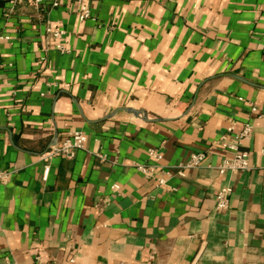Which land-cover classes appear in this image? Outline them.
<instances>
[{
  "label": "crops",
  "instance_id": "1",
  "mask_svg": "<svg viewBox=\"0 0 264 264\" xmlns=\"http://www.w3.org/2000/svg\"><path fill=\"white\" fill-rule=\"evenodd\" d=\"M88 2L79 22L73 0H0V264H264V0ZM248 123L250 169L220 176ZM150 149L163 187L137 171Z\"/></svg>",
  "mask_w": 264,
  "mask_h": 264
},
{
  "label": "built area",
  "instance_id": "2",
  "mask_svg": "<svg viewBox=\"0 0 264 264\" xmlns=\"http://www.w3.org/2000/svg\"><path fill=\"white\" fill-rule=\"evenodd\" d=\"M12 4L19 2L20 0H10ZM34 7H39L44 0H29ZM50 2L52 7L59 6L62 0H47ZM77 4V18L79 22H84L92 19L91 8L89 6L88 0H73ZM46 36L48 39L54 43L55 48L62 53L68 52L65 47V36L66 32L61 27H47ZM252 111L256 112V107H252ZM230 131L232 129H229ZM253 134V127L251 124H245L242 132L236 137L234 144L227 145L222 143L224 147L229 148L232 151V157L225 158L216 167L220 176H224L227 173L236 171H246L250 169L249 162V152L247 150L241 149L243 141L249 140ZM86 136L80 131H73L68 134V136L60 143L55 144L50 149L45 151L39 156L41 162L45 163V175L44 179H47L49 172V164L55 158H67L72 159L77 150L84 148L86 143ZM149 157L152 164H138L136 166L137 171L141 173L144 177L148 179H156L157 186L163 187L167 180L172 176L169 170L159 166L162 160V155L158 150L150 149ZM205 161V155L202 153L194 154L190 156L188 162L184 165H180L179 171L177 172L180 176L185 175V171L193 168L200 167ZM160 174V176H159ZM114 189L117 187H113ZM233 194V188L230 185H224L217 189L215 195V211L224 212L229 209L230 199ZM33 264H47L41 259V257H36ZM60 264V263H55ZM64 264H76L72 260H69Z\"/></svg>",
  "mask_w": 264,
  "mask_h": 264
},
{
  "label": "water",
  "instance_id": "3",
  "mask_svg": "<svg viewBox=\"0 0 264 264\" xmlns=\"http://www.w3.org/2000/svg\"><path fill=\"white\" fill-rule=\"evenodd\" d=\"M132 113L135 114V115H140L141 112H139V111H132Z\"/></svg>",
  "mask_w": 264,
  "mask_h": 264
}]
</instances>
